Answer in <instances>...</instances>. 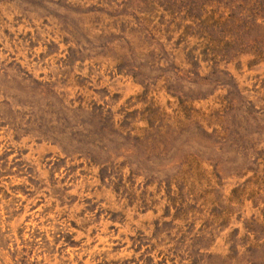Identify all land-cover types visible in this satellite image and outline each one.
Instances as JSON below:
<instances>
[{"label": "rangeland", "instance_id": "374dc122", "mask_svg": "<svg viewBox=\"0 0 264 264\" xmlns=\"http://www.w3.org/2000/svg\"><path fill=\"white\" fill-rule=\"evenodd\" d=\"M0 264H264V0H0Z\"/></svg>", "mask_w": 264, "mask_h": 264}]
</instances>
